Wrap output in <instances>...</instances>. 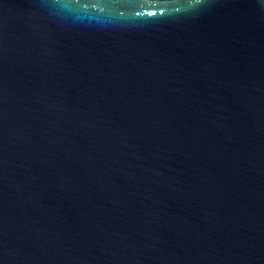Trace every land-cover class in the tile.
<instances>
[{"label":"water","instance_id":"obj_1","mask_svg":"<svg viewBox=\"0 0 264 264\" xmlns=\"http://www.w3.org/2000/svg\"><path fill=\"white\" fill-rule=\"evenodd\" d=\"M0 264H264V0H0Z\"/></svg>","mask_w":264,"mask_h":264}]
</instances>
